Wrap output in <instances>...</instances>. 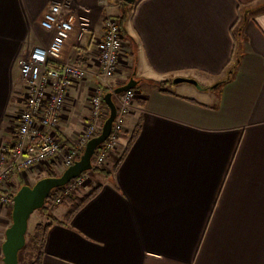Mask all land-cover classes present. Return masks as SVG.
<instances>
[{"label":"crops","instance_id":"0c3cea01","mask_svg":"<svg viewBox=\"0 0 264 264\" xmlns=\"http://www.w3.org/2000/svg\"><path fill=\"white\" fill-rule=\"evenodd\" d=\"M52 2L86 26L79 47L64 49L88 67L60 113L65 140L90 115L93 39L107 14L124 15V46L104 91L116 105L124 90L114 88L131 80L137 98L114 153L76 195L95 193L70 215L67 200L30 214V235L49 226L27 264H264V0H0V144L22 108L19 59L51 38L39 19ZM47 171L39 163L12 186ZM10 223L0 207V264Z\"/></svg>","mask_w":264,"mask_h":264},{"label":"built area","instance_id":"2783aa9c","mask_svg":"<svg viewBox=\"0 0 264 264\" xmlns=\"http://www.w3.org/2000/svg\"><path fill=\"white\" fill-rule=\"evenodd\" d=\"M39 24L45 30L51 31L52 35L47 44L32 46L19 59L20 74L24 82L22 108L16 117L11 140L0 144L2 208H12L15 193L11 183L12 175L24 178L35 165L42 162L46 163L48 170L59 168L62 171L79 157L87 140L99 133L108 114V106L103 98L104 87L123 60L124 36L121 23L118 16L107 14L102 19L100 36L93 39L92 49L97 61L95 75L98 82L88 96L90 115L81 119L84 124L81 133L68 143L59 132L60 113L68 89L86 77L88 67L66 57L64 49L69 42L75 49L79 47L86 26L77 21L67 7L56 2L46 6ZM136 98L133 88L117 95V111L112 128L106 139L99 144L100 147L94 151L91 158L93 166L103 164L118 146L123 116ZM89 170L60 186L59 194L53 202L60 203L62 196L87 187L84 181Z\"/></svg>","mask_w":264,"mask_h":264},{"label":"water","instance_id":"95a60500","mask_svg":"<svg viewBox=\"0 0 264 264\" xmlns=\"http://www.w3.org/2000/svg\"><path fill=\"white\" fill-rule=\"evenodd\" d=\"M127 3H134L136 0H124ZM174 82H190L197 85V81L191 77L176 76ZM133 82L114 88L115 93L131 88ZM112 91L103 94L104 101L108 106V114L105 117L98 134L90 137L81 154L72 164L65 167L58 175H46L37 179L32 185H21L13 195L11 208V223L5 230V239L2 243L3 263L18 264V252L25 243V236L30 214L40 208L49 195L50 191L58 186H62L85 170L93 167L91 158L94 151L103 142L112 128V123L116 115V105L112 100Z\"/></svg>","mask_w":264,"mask_h":264},{"label":"trees","instance_id":"16d2710c","mask_svg":"<svg viewBox=\"0 0 264 264\" xmlns=\"http://www.w3.org/2000/svg\"><path fill=\"white\" fill-rule=\"evenodd\" d=\"M121 2L125 3V1H121ZM118 18H119L120 23L122 24L124 15L119 14ZM99 147L100 145H97L95 150H97ZM92 169L99 170V171L103 170V168H100L98 166H93ZM47 175H56V173L50 172ZM97 188L98 186H94L91 189H89L87 192L82 193L81 195H76V193L72 192V193L62 196L61 202L67 200L71 203L68 215H70L73 211H75L82 203L85 202L86 199L92 196L97 190ZM59 191H60V186L53 188L50 191L49 195L47 196L45 203L53 202L55 198L57 197V195L59 194ZM45 203L40 208H38V210L44 214L47 212V207ZM47 216L51 218V216L49 215ZM48 226H49L48 222H44V223L39 222V223H36V225L34 226L33 233L31 235V242H32L34 249H36V255H37L34 261H38V258L40 254L42 253L43 243H44L45 234H46V230ZM18 255H19V252H18Z\"/></svg>","mask_w":264,"mask_h":264},{"label":"rangeland","instance_id":"374dc122","mask_svg":"<svg viewBox=\"0 0 264 264\" xmlns=\"http://www.w3.org/2000/svg\"><path fill=\"white\" fill-rule=\"evenodd\" d=\"M120 1H122V0H120ZM111 15H113V14H111ZM22 81H21V87H20V89H19V91L16 93V95L18 96V95H20V102H22V96H23V93H24V82H23V79H21ZM214 84V83H213ZM19 99V98H18ZM17 119V118H16ZM15 125H16V122L14 123V126H13V129L15 128ZM12 129V130H13ZM114 151L115 150H113L110 154H112V153H114ZM109 154V155H110ZM108 155V156H109ZM106 162H107V159L104 161V163L103 164H101V165H96V166H98V167H100V168H104V165L106 164ZM59 167V166H58ZM57 167V168H58ZM59 169V168H58ZM58 169H55L54 171H52V170H48L47 171V173L46 174H49L50 172H56V175H58V174H60V172H61V170H59L58 171ZM100 172L99 170H93V169H90L87 173V179L84 181L85 183H87V185L91 182V180H92V176H91V174L93 173V172ZM26 178H27V176H26ZM24 180V179H23ZM88 187V186H87ZM87 187H84V188H82L81 189V191H84L85 189H88ZM81 191H79V192H81ZM74 193H76V192H74ZM2 208V207H1ZM35 211H37V212H40L38 209L37 210H35ZM33 254V245H32V242H31V235H30V233L29 232H27L26 231V236H25V243H24V245H23V247L19 250V258H20V263L19 264H27L28 263V261L31 259V255Z\"/></svg>","mask_w":264,"mask_h":264}]
</instances>
